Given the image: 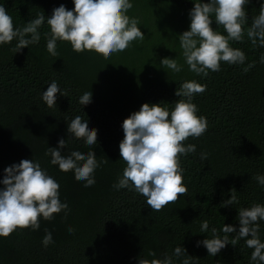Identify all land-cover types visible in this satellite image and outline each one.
<instances>
[{
  "label": "trees",
  "instance_id": "16d2710c",
  "mask_svg": "<svg viewBox=\"0 0 264 264\" xmlns=\"http://www.w3.org/2000/svg\"><path fill=\"white\" fill-rule=\"evenodd\" d=\"M130 18H138L145 39L135 40L122 52L110 57L85 50L77 53L70 42L57 41V57L47 51V18L64 5L74 10L73 0H0L13 19L14 28H22L44 12L45 23L38 29V44L14 53L18 43L0 45V189L5 169L22 160L38 162L60 185L61 203L68 210L53 219L39 218L40 228H17L8 237H0V264H139L141 257L163 259L176 247L193 257L190 264H259L251 260L254 249L240 239L227 245L215 257L198 242L213 238L212 228L223 238V226H233L238 234L239 209L264 205V186L255 176H264V47H253L247 29L259 15L264 0H249L245 6L247 23L241 42L230 47L245 53L244 64L220 62V71L208 70L197 75L189 70L179 37L190 31V13L196 0H130ZM210 3L211 0H201ZM214 31L227 35L215 21ZM164 58L177 59L182 71L164 68ZM255 67L247 73L248 64ZM56 81L68 97L57 94L56 105L49 108L42 99L49 84ZM185 81L206 86L194 94L192 102L198 116L207 118L206 132L183 142L196 146L195 153L180 156L183 184L187 193L161 211H153L146 198L134 190L115 189L126 163L119 145L124 139L123 122L144 104H161L170 112L182 99L176 96ZM92 102L79 103L85 92ZM88 120L89 129L97 130V143L89 146L84 139L70 136L68 124L76 116ZM67 141L62 155L72 151H94L101 163L94 172L95 184L85 187L74 171L62 172L46 155L49 147L58 148ZM207 153V159H201ZM235 189L239 202L227 207ZM207 220L209 229L201 231ZM259 238L264 243V220L259 221ZM74 229L69 232L68 229ZM46 230L53 243H42ZM251 238V237H248ZM155 252L151 257L149 252ZM182 256L174 264H182Z\"/></svg>",
  "mask_w": 264,
  "mask_h": 264
},
{
  "label": "clouds",
  "instance_id": "9594fccd",
  "mask_svg": "<svg viewBox=\"0 0 264 264\" xmlns=\"http://www.w3.org/2000/svg\"><path fill=\"white\" fill-rule=\"evenodd\" d=\"M74 10H68L64 5L53 10L47 24L50 34H46L47 51L57 57V41L70 42L73 50L82 53L85 50L110 57L113 53L125 51L130 44L139 39H145L144 33L138 27L140 20L130 18L127 13L133 7L130 0H73ZM249 0H211L202 3L196 0L190 13V31L180 37L182 55L189 70L197 75H208L220 71V62L229 64H244L245 53L240 49L230 47V41L241 42L244 37L243 26L247 23L245 6ZM212 14L215 21L223 26L227 35L214 31L211 27ZM45 14L41 12L37 18L28 22L22 28H14L13 19L6 8L0 5V45L18 43L12 49L20 52L29 45L38 44L41 36L38 29L45 23ZM247 37L253 47H264V4L259 15L253 18L247 29ZM264 63V55L261 56ZM164 68L178 73L182 66L177 59L164 58L161 61ZM255 67V62L243 69L247 73ZM206 86L196 81H185L176 91L179 99L171 112L161 104H144L138 112L124 120V139L119 145L120 155L126 163L123 176L113 188H127L143 195L147 205L153 211H161L170 203H175L181 196L186 195L187 188L183 184V169L180 166V156L196 152L193 144L184 146L183 142L189 137L199 138L208 126L206 117L198 116V107L192 102L194 94L203 93ZM68 97L67 91H61L56 81L49 84L42 99L49 108L56 105L57 94ZM92 92H85L79 103L86 106L92 102ZM70 136L84 139L89 146L97 143V130L89 129L88 120H82L78 115L68 124ZM67 141L60 139L58 148L48 149L46 155L51 156V164L58 165L62 172L74 171L77 181H85V187L95 184L94 172L101 163L110 162L107 158L98 161L94 151L83 154L72 151L70 155H62L61 149L66 148ZM201 159H207V153H201ZM264 186V176L254 177ZM0 189V237H8L17 228H40L39 218L51 220L54 214L68 210L67 203H61L59 197L60 185L42 170L38 162L22 160L19 164L5 169ZM235 189L231 199L221 204L227 207L238 203ZM240 228L238 234L229 241L228 234L235 233L233 226H223V238L217 229L212 228L213 238L198 242L215 257L222 249L231 244L235 246L240 239H245L246 246L254 249L251 260L264 264V243L259 238V221L264 220V205L253 204L250 208L239 209ZM209 222L201 223V231L207 232ZM71 233L74 229L69 228ZM251 237V238H248ZM42 243L45 247L53 243L50 231L46 230ZM155 257V252H149ZM173 256L182 264H190L193 257L187 255L186 249L176 247L172 256L165 254L163 259L141 257L139 264H174Z\"/></svg>",
  "mask_w": 264,
  "mask_h": 264
}]
</instances>
